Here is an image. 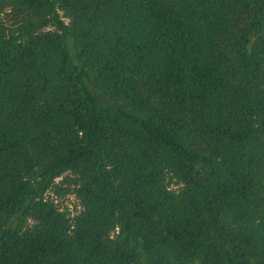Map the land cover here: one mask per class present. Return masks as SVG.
Returning a JSON list of instances; mask_svg holds the SVG:
<instances>
[{
    "label": "trees",
    "instance_id": "16d2710c",
    "mask_svg": "<svg viewBox=\"0 0 264 264\" xmlns=\"http://www.w3.org/2000/svg\"><path fill=\"white\" fill-rule=\"evenodd\" d=\"M0 264H264V0H0Z\"/></svg>",
    "mask_w": 264,
    "mask_h": 264
},
{
    "label": "rangeland",
    "instance_id": "374dc122",
    "mask_svg": "<svg viewBox=\"0 0 264 264\" xmlns=\"http://www.w3.org/2000/svg\"><path fill=\"white\" fill-rule=\"evenodd\" d=\"M71 55L72 58L77 61V56H76V52L74 50V48L71 46ZM64 204L67 205L68 207L72 208L75 204V198L73 196H68L66 197V199L64 200Z\"/></svg>",
    "mask_w": 264,
    "mask_h": 264
}]
</instances>
